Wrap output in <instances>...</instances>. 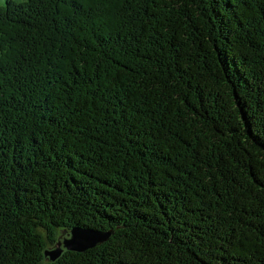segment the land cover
Instances as JSON below:
<instances>
[{"label":"trees","instance_id":"obj_1","mask_svg":"<svg viewBox=\"0 0 264 264\" xmlns=\"http://www.w3.org/2000/svg\"><path fill=\"white\" fill-rule=\"evenodd\" d=\"M264 264V0L0 3V264Z\"/></svg>","mask_w":264,"mask_h":264},{"label":"water","instance_id":"obj_2","mask_svg":"<svg viewBox=\"0 0 264 264\" xmlns=\"http://www.w3.org/2000/svg\"><path fill=\"white\" fill-rule=\"evenodd\" d=\"M112 236V232H105L85 227H75L65 237L59 240L55 249H46L44 257L51 262H56L66 251L83 253L93 249L106 241Z\"/></svg>","mask_w":264,"mask_h":264},{"label":"rangeland","instance_id":"obj_3","mask_svg":"<svg viewBox=\"0 0 264 264\" xmlns=\"http://www.w3.org/2000/svg\"><path fill=\"white\" fill-rule=\"evenodd\" d=\"M14 1H16V2H24L25 0H14ZM0 3L1 4H6V0H0ZM75 227H79V226H74L73 228H75ZM73 228H71V229H61V228H59V229H57L56 230V236H55V242L53 243L52 241H50V237H49V233L48 232H46V231H41L42 233H43V237H44V240L46 241V247H45V250L46 249H50V250H52V249H55V248H57V246H58V243H59V240L60 239H62L63 237H65L67 234H69L71 231H72V229ZM116 231H118V229L116 230V229H110V230H107V231H105V232H112V236H111V238L114 236V234L116 233ZM110 238V239H111ZM109 239V240H110ZM108 240V241H109ZM108 241H106V242H108ZM105 242V243H106ZM105 243H103V244H105ZM103 244H101V245H99V246H102ZM99 246H97V247H99ZM97 247H95V248H93V249H96ZM93 249H90V250H93ZM44 250V251H45ZM87 251H89V250H87ZM83 253H85V252H83ZM43 255H44V252H43ZM45 258V257H44ZM46 259V258H45ZM61 259V258H60ZM60 259H58L56 262H58ZM45 262L47 263H51V264H54V263H56V262H51L49 259H46L45 260Z\"/></svg>","mask_w":264,"mask_h":264}]
</instances>
